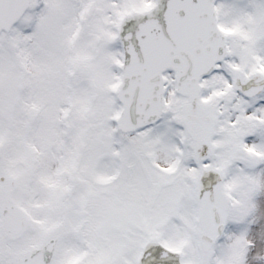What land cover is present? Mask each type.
<instances>
[{
	"label": "snow or ice",
	"instance_id": "6c2138e0",
	"mask_svg": "<svg viewBox=\"0 0 264 264\" xmlns=\"http://www.w3.org/2000/svg\"><path fill=\"white\" fill-rule=\"evenodd\" d=\"M0 264H264V0H0Z\"/></svg>",
	"mask_w": 264,
	"mask_h": 264
}]
</instances>
